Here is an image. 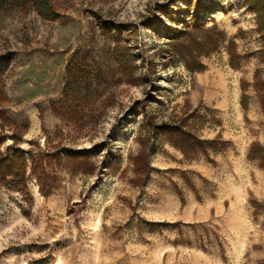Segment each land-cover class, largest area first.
Wrapping results in <instances>:
<instances>
[{
	"label": "rangeland",
	"instance_id": "rangeland-1",
	"mask_svg": "<svg viewBox=\"0 0 264 264\" xmlns=\"http://www.w3.org/2000/svg\"><path fill=\"white\" fill-rule=\"evenodd\" d=\"M197 1L0 13V152L43 159L0 177V264H264V0H202L203 26Z\"/></svg>",
	"mask_w": 264,
	"mask_h": 264
},
{
	"label": "trees",
	"instance_id": "trees-1",
	"mask_svg": "<svg viewBox=\"0 0 264 264\" xmlns=\"http://www.w3.org/2000/svg\"><path fill=\"white\" fill-rule=\"evenodd\" d=\"M251 1V0H250ZM258 0L254 1V4L252 6H256L255 10L257 12H260V9L257 5ZM203 5L202 0L197 1V7L194 9V22L195 25L203 26V23L198 21V15L200 13V7ZM32 7L34 11L41 16L42 18L46 20H55L58 18V12L56 8L54 7L52 0H0V13L4 12L8 9H18V8H27ZM162 12L165 15H169L168 12H166L170 7L161 6L160 7ZM115 29L112 28L115 32H122L126 30ZM264 39V38H263ZM127 50V48H126ZM114 55L116 56V59L119 61V63L123 66L124 70L126 72L131 71V65L134 61V57L132 54H130L128 51L125 53L122 52L120 46H116L114 49ZM260 59L262 62H264V47L260 52ZM12 61V56L10 54H4L0 55V76H2L7 69L10 66V63ZM235 61H232V64H234ZM263 109H264V98H263ZM160 127L159 129H163L165 133H171L176 136H178L179 141H181V144H184L185 146H194L197 143V138H195L194 135L191 133L184 131L182 128H177L168 124H163V126H157ZM154 136H156V132L154 131ZM5 138L0 136V147L4 144ZM19 139L15 138L13 136V144L11 146H8L6 149V154H3L0 152V177L8 178L12 182V184L16 186L26 185V175L29 166H31L32 172L37 174V170L39 167L42 168L43 159L42 156L34 155L32 151L25 152V150H22L20 148H16V145L18 144ZM144 144V143H143ZM142 144V145H143ZM144 148L141 150L138 157L135 159V166L137 172H144L147 171L146 163L149 158V155L152 151L146 150L145 145ZM155 150V149H154ZM257 152H262L260 159H261V165L264 167V148H262L260 145H253L252 150L250 151V157H254ZM260 155V154H259ZM38 181L40 189L43 193H45L42 189L43 183H42V177L38 174Z\"/></svg>",
	"mask_w": 264,
	"mask_h": 264
},
{
	"label": "bare ground",
	"instance_id": "bare-ground-1",
	"mask_svg": "<svg viewBox=\"0 0 264 264\" xmlns=\"http://www.w3.org/2000/svg\"><path fill=\"white\" fill-rule=\"evenodd\" d=\"M37 189V188H36Z\"/></svg>",
	"mask_w": 264,
	"mask_h": 264
}]
</instances>
